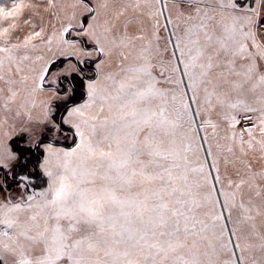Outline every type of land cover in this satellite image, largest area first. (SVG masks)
<instances>
[{
    "label": "snow or ice",
    "instance_id": "1",
    "mask_svg": "<svg viewBox=\"0 0 264 264\" xmlns=\"http://www.w3.org/2000/svg\"><path fill=\"white\" fill-rule=\"evenodd\" d=\"M37 7L0 2V167L29 162L7 143L20 121L43 129L47 177L0 200V264H264V165L249 158L264 161V0H74L51 31L25 17ZM213 113L229 130L219 155L199 142ZM65 126L73 147L45 143ZM221 159L238 178L222 206Z\"/></svg>",
    "mask_w": 264,
    "mask_h": 264
},
{
    "label": "rangeland",
    "instance_id": "2",
    "mask_svg": "<svg viewBox=\"0 0 264 264\" xmlns=\"http://www.w3.org/2000/svg\"><path fill=\"white\" fill-rule=\"evenodd\" d=\"M0 2L7 3L8 0H0ZM31 2L35 5H38V7L34 8V9L26 10L25 11V17L29 16L31 12H38L39 15L34 16L32 18V24H36L38 26H43L46 29H48L49 31H51L52 25H55L56 28L60 27V20H63V18H64L65 9H67V11L70 12L71 9L68 8L67 6L71 5L74 2V0H57L58 8L55 10H47V0H31ZM242 2H243V0H242ZM252 2H253V0H247L248 4H251ZM51 11H56L57 16L60 17V20H58L56 16L51 15ZM30 30H31L30 26L24 25L23 31H18L16 33V35H19L22 37L25 32L30 31ZM164 35H167V33H164ZM35 54L36 53L34 52L33 55H35ZM75 64H76L75 58H70V57L69 58H61V61L59 63H57L56 71L59 70V72H70L71 66L75 65ZM87 67H88V69H87L88 75H91L92 74V66L89 64V65H87ZM181 67H182V65H181ZM185 80H186V78H185ZM46 87H47V85H46ZM189 95H191L190 90H189ZM55 102L56 101L53 102L54 113L56 111ZM192 106H193V108H195L196 104H193ZM212 118L218 124H220V127H218V129L216 130V136L213 137L211 128H208V129L199 128V132H198L199 142L201 144H203L204 149H207L208 144L211 143L212 147H213V154L219 155V152L216 148V144H217V142H219L220 144H227L228 143V141L224 140L223 137L228 133L229 130H228L227 126L221 121V118L216 116L215 113L212 114ZM196 119L199 122L202 119V117H196ZM16 124H17V128L15 129L14 132L11 131V129H9V131L11 132L12 138L14 136H17V135H24V136L20 138L18 144L16 145L17 148H19V151L16 150V148L13 146V144L11 142L12 138L7 140L9 147H11L12 150L18 156L20 155L22 148L26 149V148L31 147L32 150L30 152L26 153L27 159L29 161L27 163V165H25L23 163V157H21L18 160L8 161V167L7 168L0 167V200L4 199L5 196H8V197H11L14 202L19 201L22 196H25L27 194H31V192H33V191L38 192V191H41L47 187V177L43 175L42 169H39L35 166V164L33 162L34 160H32L36 154V153H34L33 150L36 149L35 144H36L37 140L44 138L43 129H41L39 127H35L34 133L32 135H29V134L20 132V128H19L20 121H16ZM245 124L248 127L252 126V124L250 122L241 121V125H237V130H239L240 127L244 126ZM65 130H66L67 139H65L64 137H60V136L53 137L52 134H48L47 139L49 141L46 140L45 143L52 142L54 144V146L58 147V148L73 147L74 143H75V138L73 137L72 132L70 130H68L67 126H65ZM205 134H207L209 136L208 141H204L202 139ZM257 136H258V131H257ZM5 139L6 138L0 136V143H2ZM40 149L43 150V147L41 146ZM44 155H45V153H44ZM224 155H228V154L225 152ZM255 157H258V153L255 154ZM249 158L254 159V167H255V170H257V171H259L261 166L264 165V161L256 162L253 154H250ZM212 159H213V157H208L209 167L211 165ZM42 160H41V162H42ZM194 166H195V161H194ZM237 167L242 168V166L239 164H237ZM212 172H213V176H214L215 175L214 169H212ZM24 175H27L30 177V179L32 181L31 184H25V182H23L19 179L20 176H24ZM220 175H221V181L215 182L216 188H217L215 195L221 201V206H222L223 201H224V196L221 194L219 189L224 188L225 191H231V189H229L227 186V179L229 177H231L234 180L238 179V178L235 176V168L229 166L226 169L224 164H223L222 159L220 162ZM21 185H24V186H21ZM224 211H225V215H227V209H224ZM235 217H236V211L234 210V218ZM228 223H229V227L231 228L232 223L231 222H228Z\"/></svg>",
    "mask_w": 264,
    "mask_h": 264
},
{
    "label": "trees",
    "instance_id": "3",
    "mask_svg": "<svg viewBox=\"0 0 264 264\" xmlns=\"http://www.w3.org/2000/svg\"><path fill=\"white\" fill-rule=\"evenodd\" d=\"M70 58H73V57H70ZM60 62V61H59ZM58 62V63H59ZM81 67H85L88 69L87 65H83ZM69 79H72V77H69ZM73 82L76 84L77 86V92H76V97H75V100L76 102H81L85 97H84V88H83V85L81 84L80 82V79L79 78H76L73 80ZM65 83H67V81H65ZM58 102H55V105L57 104ZM56 108V107H55ZM64 114V108L63 107H60V108H56V111L54 113V115L56 116L57 119L60 118L61 115ZM24 135H17V136H14L12 139H11V142L13 144V146L16 148V150L19 151V148H17V144L20 140L21 137H23ZM43 139V138H42ZM48 140V139H45V141ZM49 141V140H48ZM35 154V156L33 157L32 160H34V164L35 166L37 167V165L41 162V160L43 159L44 157V153H43V150H41L40 148H36L33 150Z\"/></svg>",
    "mask_w": 264,
    "mask_h": 264
},
{
    "label": "crops",
    "instance_id": "4",
    "mask_svg": "<svg viewBox=\"0 0 264 264\" xmlns=\"http://www.w3.org/2000/svg\"><path fill=\"white\" fill-rule=\"evenodd\" d=\"M57 72L59 73V70H57ZM11 122V121H10ZM12 136V135H11Z\"/></svg>",
    "mask_w": 264,
    "mask_h": 264
},
{
    "label": "bare ground",
    "instance_id": "5",
    "mask_svg": "<svg viewBox=\"0 0 264 264\" xmlns=\"http://www.w3.org/2000/svg\"><path fill=\"white\" fill-rule=\"evenodd\" d=\"M161 43L163 44V41Z\"/></svg>",
    "mask_w": 264,
    "mask_h": 264
}]
</instances>
